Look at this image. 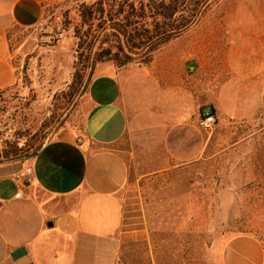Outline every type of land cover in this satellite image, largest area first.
<instances>
[{"label": "rangeland", "instance_id": "374dc122", "mask_svg": "<svg viewBox=\"0 0 264 264\" xmlns=\"http://www.w3.org/2000/svg\"><path fill=\"white\" fill-rule=\"evenodd\" d=\"M146 4L54 0L34 27L9 30L16 79L0 90V161L15 149L43 145L62 130L80 135L88 83L100 63L156 71L163 58L169 59L172 78L164 98L175 95L174 75L176 83H195L188 70L178 75L193 62L187 38L164 44L147 62L140 49L131 52L116 35L113 27L125 16L153 23L154 11ZM201 5L202 0H178L173 18L180 21L197 13L192 27L199 26L201 32L214 28L219 33L241 21L264 28V0H210ZM212 45L220 69L227 65L225 52L231 46L222 41ZM205 47L211 45H200ZM97 56L107 60L95 61ZM196 84L204 86V81ZM227 84L232 103H212L216 124L211 132L198 128L196 107L181 125L169 123V129L161 125L158 130L154 121L150 130L134 129L116 145L127 167L119 191L123 219L116 264H222L223 248L234 237L252 236L264 245V103L255 105L253 81L214 79V93Z\"/></svg>", "mask_w": 264, "mask_h": 264}, {"label": "crops", "instance_id": "0c3cea01", "mask_svg": "<svg viewBox=\"0 0 264 264\" xmlns=\"http://www.w3.org/2000/svg\"><path fill=\"white\" fill-rule=\"evenodd\" d=\"M52 1L0 0V90L16 79L9 30L34 27ZM200 30L194 26L176 38L190 43L191 67L178 70L179 77L192 72L190 87L176 83L174 75L175 95L163 97L171 77L167 58L156 71L100 63L85 95L83 132L59 131L33 157L0 163V264H116L123 219L119 191L127 176L116 145L134 129L150 130L154 121L158 130L181 125L196 107L199 114L213 102L230 107L228 84L214 93V79L253 81L255 105L264 103V28L241 21L219 33ZM214 41L231 46L220 69L213 61ZM203 43L211 48L202 50ZM27 168L29 183L23 177ZM222 264H264V245L252 236L234 237L223 248Z\"/></svg>", "mask_w": 264, "mask_h": 264}, {"label": "trees", "instance_id": "16d2710c", "mask_svg": "<svg viewBox=\"0 0 264 264\" xmlns=\"http://www.w3.org/2000/svg\"><path fill=\"white\" fill-rule=\"evenodd\" d=\"M210 0H202V8L206 7ZM178 0H147L146 7L151 11H154L151 15L153 21L152 24L139 23L140 21H133L130 16H125L123 20L113 27L117 36H121L124 39L128 49L132 52L141 50L143 55L147 57V62L150 60V56L158 48L167 44L168 42L178 38L188 29H190L197 20V13L191 14L188 18L177 21L174 17V12L177 10ZM131 8L133 5L130 6ZM143 7V6H142ZM132 17H134L132 15ZM136 18H144V16L138 15ZM158 20V21H157ZM149 26L151 28H149ZM135 54H139L135 52ZM130 58V57H129ZM95 60V59H94ZM106 57L97 56L95 61L104 62ZM210 112L214 113L212 107L209 108ZM42 144L27 149H15L9 155L3 156L2 162L14 161L22 159L27 156L29 152L36 153Z\"/></svg>", "mask_w": 264, "mask_h": 264}, {"label": "built area", "instance_id": "2783aa9c", "mask_svg": "<svg viewBox=\"0 0 264 264\" xmlns=\"http://www.w3.org/2000/svg\"><path fill=\"white\" fill-rule=\"evenodd\" d=\"M215 124H216L215 114L210 112L209 109L201 110L198 120H197L198 128L203 132H211ZM30 174H31V171L29 168H27L23 174L25 183L30 182Z\"/></svg>", "mask_w": 264, "mask_h": 264}, {"label": "water", "instance_id": "95a60500", "mask_svg": "<svg viewBox=\"0 0 264 264\" xmlns=\"http://www.w3.org/2000/svg\"><path fill=\"white\" fill-rule=\"evenodd\" d=\"M35 155V153H33V154H31V155H27V156H25V157H23L24 159H29V158H31V157H33Z\"/></svg>", "mask_w": 264, "mask_h": 264}]
</instances>
